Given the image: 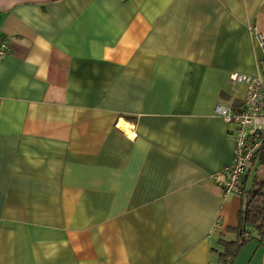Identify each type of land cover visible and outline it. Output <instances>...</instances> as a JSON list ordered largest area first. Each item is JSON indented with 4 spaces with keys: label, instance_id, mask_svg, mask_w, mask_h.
Instances as JSON below:
<instances>
[{
    "label": "crops",
    "instance_id": "crops-1",
    "mask_svg": "<svg viewBox=\"0 0 264 264\" xmlns=\"http://www.w3.org/2000/svg\"><path fill=\"white\" fill-rule=\"evenodd\" d=\"M257 33L264 0H0V264H217L245 199L209 179L214 109L261 75Z\"/></svg>",
    "mask_w": 264,
    "mask_h": 264
},
{
    "label": "built area",
    "instance_id": "built-area-1",
    "mask_svg": "<svg viewBox=\"0 0 264 264\" xmlns=\"http://www.w3.org/2000/svg\"><path fill=\"white\" fill-rule=\"evenodd\" d=\"M256 41L264 52V35L257 33ZM6 47L0 48V58L5 56ZM232 84L245 86V95L240 106L216 105L214 113L233 127L235 150L232 163L209 179L222 190L224 195L244 193L242 180L253 166L254 158L264 148V62L260 76L231 73ZM244 239L248 234L243 235Z\"/></svg>",
    "mask_w": 264,
    "mask_h": 264
},
{
    "label": "trees",
    "instance_id": "trees-1",
    "mask_svg": "<svg viewBox=\"0 0 264 264\" xmlns=\"http://www.w3.org/2000/svg\"><path fill=\"white\" fill-rule=\"evenodd\" d=\"M256 158V157H255ZM254 158V160H255ZM257 160L264 165V148L257 155ZM263 184L257 189L244 192V209L239 215L238 224L230 228V232L236 235L234 241L218 240L220 251L218 252L217 264H232L244 241L250 239L255 233L259 241L264 237V191ZM248 234L244 239L243 235Z\"/></svg>",
    "mask_w": 264,
    "mask_h": 264
},
{
    "label": "rangeland",
    "instance_id": "rangeland-1",
    "mask_svg": "<svg viewBox=\"0 0 264 264\" xmlns=\"http://www.w3.org/2000/svg\"><path fill=\"white\" fill-rule=\"evenodd\" d=\"M264 183V165L260 164L258 160H256L254 168L250 171L248 176V186H254V189H257ZM264 191V184H263Z\"/></svg>",
    "mask_w": 264,
    "mask_h": 264
},
{
    "label": "bare ground",
    "instance_id": "bare-ground-1",
    "mask_svg": "<svg viewBox=\"0 0 264 264\" xmlns=\"http://www.w3.org/2000/svg\"><path fill=\"white\" fill-rule=\"evenodd\" d=\"M125 127H126V126H125ZM122 129H125V128L122 127ZM126 130H127V129H126Z\"/></svg>",
    "mask_w": 264,
    "mask_h": 264
}]
</instances>
